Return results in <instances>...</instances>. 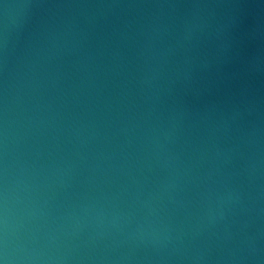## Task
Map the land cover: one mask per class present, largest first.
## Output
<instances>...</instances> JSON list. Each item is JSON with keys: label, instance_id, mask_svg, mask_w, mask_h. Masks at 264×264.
<instances>
[{"label": "water", "instance_id": "obj_1", "mask_svg": "<svg viewBox=\"0 0 264 264\" xmlns=\"http://www.w3.org/2000/svg\"><path fill=\"white\" fill-rule=\"evenodd\" d=\"M48 264H264V0H0V212Z\"/></svg>", "mask_w": 264, "mask_h": 264}, {"label": "clouds", "instance_id": "obj_2", "mask_svg": "<svg viewBox=\"0 0 264 264\" xmlns=\"http://www.w3.org/2000/svg\"><path fill=\"white\" fill-rule=\"evenodd\" d=\"M0 264H48L32 249L16 243L10 234L7 197L0 212Z\"/></svg>", "mask_w": 264, "mask_h": 264}]
</instances>
